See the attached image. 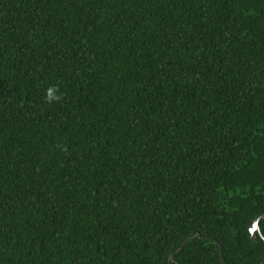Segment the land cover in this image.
Instances as JSON below:
<instances>
[{
    "label": "trees",
    "instance_id": "obj_1",
    "mask_svg": "<svg viewBox=\"0 0 264 264\" xmlns=\"http://www.w3.org/2000/svg\"><path fill=\"white\" fill-rule=\"evenodd\" d=\"M261 214L264 0H0V264H260Z\"/></svg>",
    "mask_w": 264,
    "mask_h": 264
},
{
    "label": "water",
    "instance_id": "obj_2",
    "mask_svg": "<svg viewBox=\"0 0 264 264\" xmlns=\"http://www.w3.org/2000/svg\"><path fill=\"white\" fill-rule=\"evenodd\" d=\"M264 218V214L259 215L253 222V224L250 226V232H251V238L253 240H257V235L260 234V236L264 239V235L261 232V225L260 222L261 220ZM195 236H200L199 234H196ZM192 237H189L188 239H186L176 250L174 253H172V255L170 256L169 259V264L176 262L177 260L175 259V254L178 253L190 240ZM222 252V250H221ZM221 257H222V264H225V259L221 253ZM260 264H264V259L262 260V262Z\"/></svg>",
    "mask_w": 264,
    "mask_h": 264
}]
</instances>
